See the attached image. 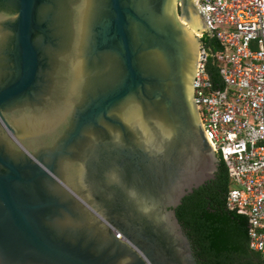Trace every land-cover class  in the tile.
Instances as JSON below:
<instances>
[{"label": "water", "instance_id": "obj_1", "mask_svg": "<svg viewBox=\"0 0 264 264\" xmlns=\"http://www.w3.org/2000/svg\"><path fill=\"white\" fill-rule=\"evenodd\" d=\"M211 26L198 0H0V264H198Z\"/></svg>", "mask_w": 264, "mask_h": 264}, {"label": "built area", "instance_id": "obj_2", "mask_svg": "<svg viewBox=\"0 0 264 264\" xmlns=\"http://www.w3.org/2000/svg\"><path fill=\"white\" fill-rule=\"evenodd\" d=\"M198 2L209 12L222 47L214 56L223 87L211 80L212 52L203 43L196 102L212 147L233 182L228 208L248 217L250 248L264 261V0Z\"/></svg>", "mask_w": 264, "mask_h": 264}, {"label": "trees", "instance_id": "obj_3", "mask_svg": "<svg viewBox=\"0 0 264 264\" xmlns=\"http://www.w3.org/2000/svg\"><path fill=\"white\" fill-rule=\"evenodd\" d=\"M202 40L214 53L222 50L216 38L206 35ZM208 72L213 83L222 88L219 63L211 59ZM232 188L229 171L220 160L216 179L187 196L177 209L198 264H264L262 255L250 248L248 217L228 208Z\"/></svg>", "mask_w": 264, "mask_h": 264}, {"label": "rangeland", "instance_id": "obj_4", "mask_svg": "<svg viewBox=\"0 0 264 264\" xmlns=\"http://www.w3.org/2000/svg\"><path fill=\"white\" fill-rule=\"evenodd\" d=\"M221 29L225 30L226 28L225 27H222Z\"/></svg>", "mask_w": 264, "mask_h": 264}]
</instances>
